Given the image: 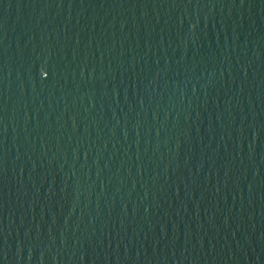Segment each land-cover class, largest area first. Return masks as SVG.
<instances>
[{
    "label": "water",
    "instance_id": "1",
    "mask_svg": "<svg viewBox=\"0 0 264 264\" xmlns=\"http://www.w3.org/2000/svg\"><path fill=\"white\" fill-rule=\"evenodd\" d=\"M0 264H264V0H0Z\"/></svg>",
    "mask_w": 264,
    "mask_h": 264
}]
</instances>
